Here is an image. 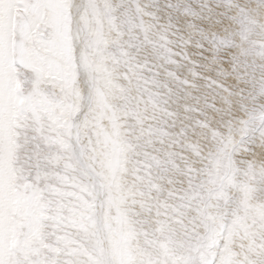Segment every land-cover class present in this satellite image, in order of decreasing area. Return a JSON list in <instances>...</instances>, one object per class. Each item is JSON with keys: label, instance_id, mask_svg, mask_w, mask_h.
I'll use <instances>...</instances> for the list:
<instances>
[{"label": "snow or ice", "instance_id": "obj_1", "mask_svg": "<svg viewBox=\"0 0 264 264\" xmlns=\"http://www.w3.org/2000/svg\"><path fill=\"white\" fill-rule=\"evenodd\" d=\"M0 264H264V0H0Z\"/></svg>", "mask_w": 264, "mask_h": 264}]
</instances>
